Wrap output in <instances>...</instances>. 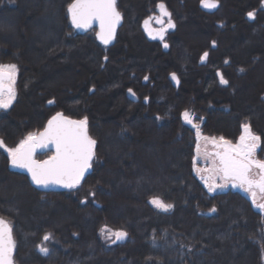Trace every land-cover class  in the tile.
I'll use <instances>...</instances> for the list:
<instances>
[{
	"label": "trees",
	"instance_id": "16d2710c",
	"mask_svg": "<svg viewBox=\"0 0 264 264\" xmlns=\"http://www.w3.org/2000/svg\"><path fill=\"white\" fill-rule=\"evenodd\" d=\"M72 1L0 0V65L17 66L0 139L14 146L62 113L87 117L96 141L89 171L71 189L36 187L0 148V216L13 225L14 263L263 264L264 214L238 190L205 188L192 168L194 126L181 113L231 142L250 125L264 160V0H218L211 13L201 0H119L123 24L106 49L71 27ZM156 1L176 21L166 51L138 27ZM154 196L173 207L157 209ZM105 226L127 236L106 244Z\"/></svg>",
	"mask_w": 264,
	"mask_h": 264
},
{
	"label": "snow or ice",
	"instance_id": "6c2138e0",
	"mask_svg": "<svg viewBox=\"0 0 264 264\" xmlns=\"http://www.w3.org/2000/svg\"><path fill=\"white\" fill-rule=\"evenodd\" d=\"M201 3L206 8L217 6L215 0H201ZM157 7L161 15L155 19L161 26L155 30V35L152 38L158 37L163 41L167 30L174 28L175 25L171 20V13L167 11L165 5L160 3ZM68 13L71 23L76 29H87L91 27L93 21H98L100 31L97 35L104 44L110 43L114 38L116 26L121 20L116 0H73L68 6ZM253 15L251 12L248 13L249 17ZM165 17H167L166 24ZM152 19L150 17L144 21L146 28H148ZM149 34L152 35L151 30H149ZM164 47L167 48L168 45L165 43ZM207 55L205 53L202 60ZM16 73V65H0V108H8L15 98ZM147 79L148 77H145V80ZM172 79H177L175 74L172 75ZM221 83L227 84L222 75ZM131 91L129 89V92ZM182 115L188 124H193L194 119H198L192 117L187 110ZM193 126L197 128V136L199 137V125L193 124ZM241 127L242 135L236 145L223 137L219 141L213 138V144L221 148L222 151H217L214 154L219 163L217 164L216 159H213L214 167L212 171L219 175L225 181V184L228 181H233V186H236L237 183L241 188L247 186L245 191L251 192L255 202L256 193L253 188H258L260 192L264 193V160L255 158V154L261 146V137L252 133L250 125L242 124ZM204 139L208 140L207 137ZM49 144L55 146L54 155L47 160L37 161L34 158L36 149L47 147ZM95 145L96 141L88 134L87 117L81 120H72L62 113H57L48 121V125L43 132L30 133L16 147L8 148L7 152L11 164L27 169L31 174L32 181L37 185L62 184L64 187L71 189L80 184L85 172L91 167V161L95 155ZM2 146L3 141L0 140V147ZM197 154H200L199 144L197 145ZM205 158H207V153H205ZM253 169L259 171L254 175ZM197 171L200 170L197 169ZM225 184H210L209 190L214 191L216 187H224ZM150 203L163 211H168L173 207L172 204L165 203L156 196L151 199ZM258 207L264 209V204H259ZM12 231L13 225L8 220L0 217V264H13L15 241ZM102 231L114 236L117 240L127 236L126 232L111 231L107 226ZM49 239L50 234L44 235V241H49ZM40 251L47 254L49 249L40 246Z\"/></svg>",
	"mask_w": 264,
	"mask_h": 264
},
{
	"label": "rangeland",
	"instance_id": "374dc122",
	"mask_svg": "<svg viewBox=\"0 0 264 264\" xmlns=\"http://www.w3.org/2000/svg\"><path fill=\"white\" fill-rule=\"evenodd\" d=\"M12 31V30H11ZM31 35L30 37L32 39H35L36 37H38V41L41 33L40 32H37L36 30H31ZM43 40H44V36H43ZM138 46L139 44H136L134 45V48L137 50L138 49ZM1 65H10V63H5V64H1ZM69 69V68H68ZM68 71V73H70V76L72 75V71L73 69H69V70H66ZM16 78H17V73H16ZM56 80V79H55ZM59 81V80H58ZM57 82V81H56ZM14 90H15V96H16V79H15V83H14ZM15 99V98H14ZM14 101V100H13ZM12 101V102H13ZM12 104V103H11ZM10 104V105H11ZM10 107V106H9ZM2 109H7V108H2ZM110 110V109H109ZM186 111V110H185ZM183 111L181 113V116H182V119L183 121L185 122L184 118H183V113L185 112ZM189 113L191 114L192 117H195L193 113H191L189 111ZM68 117V116H67ZM196 118V117H195ZM83 119V118H82ZM81 120V119H79ZM202 118H200V120H196L194 119L193 121V124L195 125H199V133H200V136L198 137L197 136V128L194 127V132H195V147H194V156H193V172L194 174L200 179V181L203 183V185L205 186V188L209 191V192H213V191H210L209 190V185L210 184H225V181L223 179H221V177L217 174H215L212 169L214 167L213 165V159H216V162L218 164V160L217 158L214 156V154L217 152V151H222L221 148L217 147L216 145L213 144L212 140L213 138H215V140L219 141L220 138H217V137H209V136H206L204 135L201 130H200V122H201ZM39 132V131H38ZM37 131H32L30 133H38ZM30 133L26 134L22 139H20L14 146H7L3 143V146L0 147L3 151H5L7 154V149L8 148H14L16 147L20 141L24 140ZM241 135H242V132H241ZM240 135V136H241ZM239 136V137H240ZM207 137L208 140L206 141L204 138ZM1 140V139H0ZM239 143V138L237 139V141L235 142H232L233 145H236ZM199 144L200 146V154L198 155L197 154V145ZM205 153H207V158H205ZM9 156V154H8ZM50 156V153H44L42 154V156L38 157L37 159L40 160V161H43L45 160L46 158H49ZM255 158H256V155H255ZM10 159V157H9ZM257 159V158H256ZM197 169H199L200 171H197ZM259 170L257 169H253V174L255 175V173H257ZM234 182L233 181H228L224 187H216L214 191H222V190H227V189H230V190H238L240 192H242L249 200L250 202L252 203V205L262 214H264V209H261L260 207H258L259 204H264V193L262 192H259V190L257 188H253V191L256 193L255 195V202L253 201V197H252V194L251 192L249 191H245V188H241L238 183L236 184V186H233ZM153 205V204H152ZM154 206V205H153ZM155 207V206H154ZM157 208V207H156ZM159 209V208H157ZM161 210V209H159ZM105 227H103L102 229H104ZM102 229L100 230V235H101V238L106 242V244H111L114 240H115V237L114 236H110L109 234H106L105 232L102 231ZM110 229L111 231H122V230H114V229H111V228H108ZM40 246H44L43 243H41L38 248L40 250ZM45 247V246H44ZM262 262L264 264V254H263V257H262Z\"/></svg>",
	"mask_w": 264,
	"mask_h": 264
},
{
	"label": "flooded vegetation",
	"instance_id": "af4514ba",
	"mask_svg": "<svg viewBox=\"0 0 264 264\" xmlns=\"http://www.w3.org/2000/svg\"><path fill=\"white\" fill-rule=\"evenodd\" d=\"M118 2H119V0H116V4H117V10L120 12V14H121V17H122V23H121V25L118 27V29H117V31H116V35H115V37H114V40H113V43L112 44H110V45H105V44H103V43H101V42H99L98 40H97V38H96V34H97V28H95V27H91V28H89V29H87V30H81V31H78V32H80V33H83V34H92L94 37H95V39H96V41L98 42V44L99 45H101L102 47H104L105 49L106 48H108V47H110V46H112V45H114V43H115V41H116V38H117V34H118V32H119V29L121 28V26H122V24H123V12L119 9V7H118ZM160 3H163L164 5H165V7H166V9H167V11L169 12V13H171V20H172V22L174 23V25H175V27L174 28H170V29H168L167 30V32L165 33V35H164V40L163 41H161V40H157V41H150V40H148L146 37H145V35H144V32H143V29H142V24H143V21L145 20V19H147V18H153L152 20H151V23H150V26H152V28H155V29H159L160 28V24H158L157 22H156V19L155 18H157V17H160V15H161V13H160V10L158 9V7H157V5L158 4H160ZM164 20H165V24H166V22H167V17H165L164 18ZM70 22V21H69ZM70 25H71V22H70ZM71 27H72V25H71ZM138 27H139V29H140V31H141V33H142V35H143V37L147 40V41H149V42H152V43H157V44H159L161 47H162V49L163 50H167V48H165L164 47V44L166 43L167 45H168V36H170L171 34H173L174 32H175V30H176V21H175V19H174V16H173V12L171 11V9L163 2V1H156L155 3H154V5L151 7V8H149L148 10H146V14L141 18V21H140V23L138 24ZM73 28V27H72ZM74 30H76L75 28H73ZM77 31V30H76ZM171 74H174V73H171ZM171 74H169L168 75V78H169V80L174 84V81H173V79L172 78H170V75ZM178 81V80H177ZM143 82H146V80L145 79H143ZM178 84V82H176V84H174V85H177ZM129 91V89H127L126 90V92H125V94H126V96L129 98V96H128V94H127V92ZM132 92H133V90H132ZM133 94H134V99H131V98H129L130 100H134V101H136V100H138V96L133 92ZM147 97H144L143 98V101L144 102H146L147 101ZM50 153V156L52 155V152L51 151H49V150H45V151H43V152H36L35 153V158L37 159L38 157H37V155H39V154H44V153ZM49 156V157H50ZM47 159V158H46ZM11 163V162H10ZM28 178H29V176H28ZM29 180H30V178H29ZM247 187V186H246ZM40 189H42V190H47V189H50V188H40ZM258 189V188H257ZM259 190V189H258ZM260 192V191H259ZM15 264V263H14Z\"/></svg>",
	"mask_w": 264,
	"mask_h": 264
},
{
	"label": "water",
	"instance_id": "95a60500",
	"mask_svg": "<svg viewBox=\"0 0 264 264\" xmlns=\"http://www.w3.org/2000/svg\"><path fill=\"white\" fill-rule=\"evenodd\" d=\"M73 2V1H72ZM71 2V3H72ZM70 3V4H71ZM215 3H216V7L215 8H206V7H204L203 5H202V3H201V1H200V7L202 8V9H204L206 12H208V13H211V12H213L216 8H218V6H219V1L218 0H215ZM69 4V5H70ZM67 16H68V19H69V21L71 22V19H70V15H69V13H68V7H67ZM149 18H147V19H145V20H148ZM144 20V21H145ZM144 21H143V24H142V29H143V32H144V35H145V37L148 39V40H150V41H157V40H160L158 37L157 38H155V39H153L152 38V36L153 35H155V30H157V29H155V28H152V26H148V28H146L145 27V24H144ZM121 23H122V17H121V20H120V22H119V24L116 26V29H115V35H116V31H117V29H118V27L121 25ZM71 25H72V23H71ZM72 27L73 28H75L73 25H72ZM91 27H95V28H97V34L99 33V31H100V28H99V22L98 21H93V23H92V25H91ZM91 27H89V28H91ZM89 28H87V29H89ZM76 29V28H75ZM87 29H76L77 31H81V30H87ZM149 30H151L152 31V35H150L149 34ZM96 34V38H97V40L99 41V42H101V43H103L99 38H98V35ZM115 35H114V37H115ZM113 40H114V38L110 41V43H108V44H105V45H110V44H112L113 43ZM104 44V43H103ZM172 75L173 74H171L170 75V78H172ZM176 76V75H175ZM176 78H177V76H176ZM174 81V84H176V82H177V79L176 80H173ZM127 94H128V96H129V98H131V99H134V95H133V92L131 91V92H127ZM65 117H67V116H65ZM68 118H70V117H68ZM51 119V118H50ZM49 119V120H50ZM70 119H72V120H79V119H73V118H70ZM48 120V121H49ZM48 121H47V123L45 124V127L41 130V131H39L38 133H41V132H43L44 130H45V128L47 127V125H48ZM37 133V134H38ZM45 150H49V151H51L52 152V155H54V153H55V146L53 145V144H49L47 147H44V148H37L36 149V152H43V151H45ZM51 155V156H52ZM35 158V157H34ZM36 159V158H35ZM48 159V158H47ZM47 159H45V160H47ZM37 161H40V160H38V159H36ZM217 160H218V158H217ZM218 163H219V161H218ZM11 167L12 168H15V169H18V170H20V171H23V172H25L28 176H29V178H30V181H31V183L33 184V185H35L36 187H39V188H50V189H60V188H62V189H64V188H67V187H64L62 184H48L47 186H44V185H37L36 183H34L33 181H32V179H31V174L27 171V169H24V168H20V167H16V166H13L12 164H11ZM89 169L90 168H88L87 169V171L85 172V174L89 171ZM84 174V175H85ZM84 177V176H83ZM1 217V216H0ZM5 219V218H4ZM124 240V238L123 239H120V240H117L116 238H115V242H119V241H123ZM14 252H15V248H14V251H13V264H14Z\"/></svg>",
	"mask_w": 264,
	"mask_h": 264
}]
</instances>
